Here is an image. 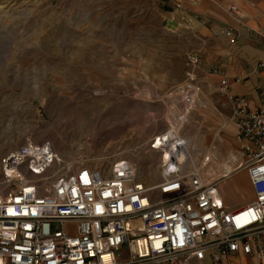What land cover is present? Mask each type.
Segmentation results:
<instances>
[{"label": "built area", "instance_id": "built-area-1", "mask_svg": "<svg viewBox=\"0 0 264 264\" xmlns=\"http://www.w3.org/2000/svg\"><path fill=\"white\" fill-rule=\"evenodd\" d=\"M200 64L187 57L188 81ZM219 84L235 147L221 151L217 142L189 166L181 132L197 92L181 85L172 96L179 117L143 146L163 156L153 183L124 157L104 170L94 159L78 164L50 139L29 137L1 155L0 264H225L241 255L264 264V106L231 94L225 76ZM240 171L254 197L229 209L221 185Z\"/></svg>", "mask_w": 264, "mask_h": 264}, {"label": "rangeland", "instance_id": "rangeland-1", "mask_svg": "<svg viewBox=\"0 0 264 264\" xmlns=\"http://www.w3.org/2000/svg\"><path fill=\"white\" fill-rule=\"evenodd\" d=\"M166 1L0 0V157L33 137L52 140L61 154L75 151L78 164L145 162L155 154L143 146L179 117L172 96L188 83L197 93L185 139L209 148L221 129L231 139L219 82L200 71L188 81L186 56L161 15ZM228 142L221 151L236 145ZM231 179L221 185L229 209L252 198L248 177Z\"/></svg>", "mask_w": 264, "mask_h": 264}, {"label": "crops", "instance_id": "crops-1", "mask_svg": "<svg viewBox=\"0 0 264 264\" xmlns=\"http://www.w3.org/2000/svg\"><path fill=\"white\" fill-rule=\"evenodd\" d=\"M166 4L161 15L171 25V34L176 35L186 61L192 53L199 55L200 74L208 75L215 83L225 76L230 79L231 94L247 98L252 106H264V66H261L264 64V0H167ZM232 8L236 13L231 11ZM207 66L220 68V73H208ZM231 124V129L227 130L232 135L231 139L224 137L226 129H221V146L229 145L228 140L236 144V130ZM203 148L202 154L208 152V147ZM232 177L239 185L238 178L244 184L248 175L246 171H240ZM253 197L252 191V198L230 204V208H239ZM224 200L227 205L225 197ZM225 264L258 262L241 255Z\"/></svg>", "mask_w": 264, "mask_h": 264}, {"label": "bare ground", "instance_id": "bare-ground-1", "mask_svg": "<svg viewBox=\"0 0 264 264\" xmlns=\"http://www.w3.org/2000/svg\"><path fill=\"white\" fill-rule=\"evenodd\" d=\"M198 138L195 139L194 137L192 138L189 136V138L186 139L189 142L188 155L190 158V160H189V166L190 167H195L197 165L198 160H199V156L201 155L200 150L204 152V148L202 146V139H200V138L198 139ZM128 147H130V146H128ZM75 154L76 153L73 150H72V152L71 151L70 152L69 151L62 152V155L65 156V158H67L69 160L70 159H76L77 157H75L76 156ZM151 154H155V156L152 155L153 157L151 156V158L150 157L146 158L145 162L143 160L141 161L140 159H138L140 156L137 159L135 157L134 159H130V160L128 159V160L137 167V170L139 171L140 175H147L151 178H155L156 180H158L160 178V161L162 160L163 156L162 155L159 156L156 153H151ZM100 158L96 159L97 161H100V162H96L95 165L104 170L105 168L108 167V164L110 162V158L107 160H104L103 158L100 159ZM143 159H145V158H143ZM158 164H159V166H158ZM247 195H246V193H244L243 196H241L242 200H246ZM237 203H239V202H235V201L232 202V204H234V205Z\"/></svg>", "mask_w": 264, "mask_h": 264}]
</instances>
